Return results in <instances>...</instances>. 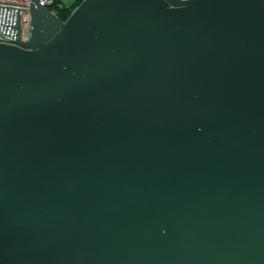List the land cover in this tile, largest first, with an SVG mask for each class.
Here are the masks:
<instances>
[{
	"label": "water",
	"instance_id": "water-1",
	"mask_svg": "<svg viewBox=\"0 0 264 264\" xmlns=\"http://www.w3.org/2000/svg\"><path fill=\"white\" fill-rule=\"evenodd\" d=\"M28 12L22 41L0 5V264H264V0Z\"/></svg>",
	"mask_w": 264,
	"mask_h": 264
},
{
	"label": "built area",
	"instance_id": "built-area-1",
	"mask_svg": "<svg viewBox=\"0 0 264 264\" xmlns=\"http://www.w3.org/2000/svg\"><path fill=\"white\" fill-rule=\"evenodd\" d=\"M55 0H39V3L49 8ZM31 0H0L1 6H9L20 10V39L26 41L30 37L31 23L30 13L28 12ZM10 23V22H9ZM13 23V22H11ZM11 27L8 24L6 30L0 29V43H11L13 36L11 35Z\"/></svg>",
	"mask_w": 264,
	"mask_h": 264
},
{
	"label": "trees",
	"instance_id": "trees-1",
	"mask_svg": "<svg viewBox=\"0 0 264 264\" xmlns=\"http://www.w3.org/2000/svg\"><path fill=\"white\" fill-rule=\"evenodd\" d=\"M81 2V0H74L73 2H72V4L71 5H69V6H62V7H58L56 4H55V1H54V3L51 5V6H49V9L51 10V11H53L57 16H58V18L59 19H61V20H65L67 17H68V15L70 14V12L79 4Z\"/></svg>",
	"mask_w": 264,
	"mask_h": 264
},
{
	"label": "rangeland",
	"instance_id": "rangeland-1",
	"mask_svg": "<svg viewBox=\"0 0 264 264\" xmlns=\"http://www.w3.org/2000/svg\"><path fill=\"white\" fill-rule=\"evenodd\" d=\"M74 0H55V4L59 7L69 6Z\"/></svg>",
	"mask_w": 264,
	"mask_h": 264
}]
</instances>
